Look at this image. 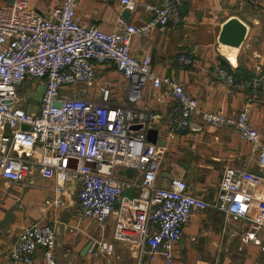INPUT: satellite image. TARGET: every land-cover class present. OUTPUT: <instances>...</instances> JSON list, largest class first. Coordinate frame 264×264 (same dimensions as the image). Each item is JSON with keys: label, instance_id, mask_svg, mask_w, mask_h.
<instances>
[{"label": "built area", "instance_id": "2783aa9c", "mask_svg": "<svg viewBox=\"0 0 264 264\" xmlns=\"http://www.w3.org/2000/svg\"><path fill=\"white\" fill-rule=\"evenodd\" d=\"M77 2L63 0L48 16L26 0L0 6V181L21 182L37 172L45 178L56 177L59 194L67 191L68 182H78L80 216L100 224L114 217V238L134 245L139 262L162 258L165 264H174L184 226L196 212L207 208L222 211L227 222L247 220L250 227L245 238L257 240L264 228V214H259L264 204L260 176L227 167L212 202L193 194L183 179L174 178L169 185L158 186L162 151L148 139L152 119L145 112L111 104V89L107 87L100 88L98 101L62 94L64 87L77 82L91 84L97 64L111 61L131 82L132 99L140 98L148 83L154 88L167 85L175 100L171 108L175 127L188 128L199 107L197 99L181 82L157 76L151 67L152 54L138 58L131 52L133 35L178 24L183 0H163L159 5L122 0L125 8L143 6L153 16L138 26L121 17L114 32L80 24ZM177 61L190 65L197 59L182 53ZM216 75L228 84L235 82L234 74L226 67H219ZM29 80L44 84L38 103L30 96L23 102L19 97ZM57 101L61 105L56 106ZM202 119L214 126H234L257 148L259 164L264 167V140L253 127L248 109L235 117L204 111ZM140 122L144 130L130 129ZM128 168L134 170L131 178L119 174ZM127 188H133L132 197L125 196ZM55 246L53 227L34 224L18 235L10 258L30 264L38 247H42L43 264H57ZM98 247L101 252L112 250L106 241L99 242Z\"/></svg>", "mask_w": 264, "mask_h": 264}, {"label": "crops", "instance_id": "0c3cea01", "mask_svg": "<svg viewBox=\"0 0 264 264\" xmlns=\"http://www.w3.org/2000/svg\"><path fill=\"white\" fill-rule=\"evenodd\" d=\"M14 1L17 0H0V6ZM26 1L45 16L63 2ZM133 1L159 5L163 0ZM181 15L178 24L133 35L131 52L138 58L152 54L153 72L181 82L197 99L199 107L185 130L177 129L172 120L175 100L167 85L154 88L148 83L142 88L141 97L132 99L131 82L111 61L97 64L91 84L77 82L64 87L62 94L98 101L100 88L107 87L111 89V104L145 112L152 119V129L157 130L148 134V139L162 151L158 186L169 185L174 178L183 179L193 194L212 202L217 198L224 170L231 166L260 176L259 191L264 195V167L259 164L257 148L243 139L234 126H214L202 119L204 111L235 117L248 109L253 127L264 140V0H183ZM152 16L143 6L125 8L122 0H78L76 7L80 24L95 25L105 32H114L121 17L138 26ZM232 18L239 19L246 28L238 46L220 40L223 26ZM182 53L193 55L197 62L180 64L177 58ZM219 67L234 74L233 84L216 75ZM34 81H27L25 88L34 86ZM132 126V131H142L141 122ZM67 188L59 194L56 177L45 178L37 172L21 182L0 181V264H24L14 262L10 250L25 228L38 223L48 224L55 231L57 264H165L162 258L139 262L134 245L114 238V217L104 224L82 218L80 184L68 182ZM259 214H264V204L260 205ZM249 227L247 220L227 222L225 214L214 208L196 212L183 228L174 264H264V228L257 240H248L245 234ZM103 241L111 244L110 252L99 250L98 244ZM91 249L93 253L89 252ZM30 264H43L42 247H38Z\"/></svg>", "mask_w": 264, "mask_h": 264}, {"label": "water", "instance_id": "95a60500", "mask_svg": "<svg viewBox=\"0 0 264 264\" xmlns=\"http://www.w3.org/2000/svg\"><path fill=\"white\" fill-rule=\"evenodd\" d=\"M126 15L129 14V12L125 13ZM245 32H246V28L245 26L242 24V22H240L239 19L237 18H232L231 20H229L222 29L221 35H220V40L224 43L230 44V45H234V46H238L240 45V43L242 42L244 36H245ZM56 106L61 105V103L59 101L55 102ZM147 119V116H144V120ZM25 128H28L27 125H24ZM133 126H130V129ZM141 127L142 130L144 129V123L141 122ZM157 130H154L152 128H150L148 130V134L150 135L152 132H156ZM133 172L134 170L131 168H128L127 170L123 171L120 170L119 174L121 175H126L127 177L131 178L133 176ZM133 188H127L124 192L125 196L128 197H132L133 195Z\"/></svg>", "mask_w": 264, "mask_h": 264}, {"label": "rangeland", "instance_id": "374dc122", "mask_svg": "<svg viewBox=\"0 0 264 264\" xmlns=\"http://www.w3.org/2000/svg\"><path fill=\"white\" fill-rule=\"evenodd\" d=\"M33 84L34 86H32L31 88L30 86H28L20 90L19 97L22 102L25 100V98H28V96L33 98L35 101H40L42 97L43 86L42 84H39L36 81H34Z\"/></svg>", "mask_w": 264, "mask_h": 264}]
</instances>
